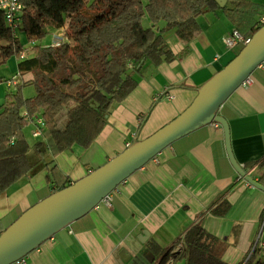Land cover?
I'll use <instances>...</instances> for the list:
<instances>
[{"label":"crops","instance_id":"0c3cea01","mask_svg":"<svg viewBox=\"0 0 264 264\" xmlns=\"http://www.w3.org/2000/svg\"><path fill=\"white\" fill-rule=\"evenodd\" d=\"M238 1L208 6L197 18L199 32L190 40L166 31L164 37L175 59L144 66L138 85L113 104L108 122L89 148L76 147L53 156L57 169L53 171L54 164L45 160L23 176L26 180L21 177L3 191V229L62 184L81 179L184 111L198 88L243 46L227 45L225 38L231 31L249 35L255 23L264 21V0H250L259 4L257 12L235 24L224 7L233 8ZM55 33L61 35L62 30ZM19 37L30 45L25 33L19 32ZM165 91L172 97L164 95ZM219 114L229 123L235 158L259 181L264 173L260 163L264 157V62L221 105ZM111 198L110 204L101 201L30 252L26 264H158L159 254L175 251L198 222L220 240L221 258L227 264H245L255 249V256L264 253L258 244L264 240V191L232 165L219 123L175 140L119 184ZM224 199L230 202L229 212L224 216L212 213Z\"/></svg>","mask_w":264,"mask_h":264},{"label":"trees","instance_id":"16d2710c","mask_svg":"<svg viewBox=\"0 0 264 264\" xmlns=\"http://www.w3.org/2000/svg\"><path fill=\"white\" fill-rule=\"evenodd\" d=\"M22 2L24 8L15 26L8 24L0 9V65L17 56V74L24 80L16 91L6 94L0 105V194L39 163L46 160L54 164V171L57 165L53 156L76 147L89 148L108 122L113 104L138 85V73L144 66L175 59L164 33L174 29L181 39L190 40L200 30L198 16L208 6L217 5L216 0ZM258 7L257 2L239 0L233 8L225 6L224 11L240 25L241 18L253 17ZM145 14L152 21L149 27L143 25ZM258 23L249 35L242 34L252 37L264 25V21ZM55 30H62L59 42H35ZM19 32L34 44L25 45ZM22 52L26 56L20 58ZM25 85H33L36 93L24 96L21 88ZM38 118L44 126L30 154L26 128L31 125L33 129ZM49 153L51 159L45 157ZM260 163L264 164V157ZM259 181L264 183V173ZM69 185L64 183L59 190ZM230 208V202L224 199L212 213L224 216ZM4 230L0 224V234ZM171 250L159 254L158 264L169 257L173 263L182 258L186 264H227L221 258L220 240L201 222L185 233L175 251ZM255 253L256 249L245 264L254 263Z\"/></svg>","mask_w":264,"mask_h":264},{"label":"water","instance_id":"95a60500","mask_svg":"<svg viewBox=\"0 0 264 264\" xmlns=\"http://www.w3.org/2000/svg\"><path fill=\"white\" fill-rule=\"evenodd\" d=\"M223 5L226 0H216ZM264 62V25L241 51L198 88L193 102L178 116L143 139H135L122 152L68 187L57 190L24 211L0 234V264H12L96 207L105 196L146 162L178 138L211 123L222 125L229 159L236 171L264 191L237 161L228 121L221 105Z\"/></svg>","mask_w":264,"mask_h":264},{"label":"rangeland","instance_id":"374dc122","mask_svg":"<svg viewBox=\"0 0 264 264\" xmlns=\"http://www.w3.org/2000/svg\"><path fill=\"white\" fill-rule=\"evenodd\" d=\"M151 24H152V21L150 20L148 15L145 14L144 19H143V25L145 27H149L151 26ZM167 32L176 33L174 29H169ZM55 36H56L55 31H51L47 33L44 37L40 39H35V42L41 45H50L55 42ZM32 42L34 41L32 40L28 43H30L31 45ZM241 47H244V45ZM241 47H239L237 51H239ZM17 73H18V57L17 56H12L11 58L7 60V62L0 65V105L4 103L6 94L9 91H16L18 89V86L19 85L21 86L23 84L24 80ZM8 82H10V85H8ZM21 91L26 97L33 96L36 93V89L33 85H25L21 88ZM26 134H27V138L29 142L31 143V147L29 149V153L31 154L35 150L34 142L38 140V138L33 136L31 125L27 126ZM35 168L36 166L34 167V169ZM22 179L26 180V177H23ZM259 261L261 262V264H264V253L257 252V255L254 257L253 264H257L259 263ZM175 264H185V262L181 259L180 261H177Z\"/></svg>","mask_w":264,"mask_h":264},{"label":"built area","instance_id":"2783aa9c","mask_svg":"<svg viewBox=\"0 0 264 264\" xmlns=\"http://www.w3.org/2000/svg\"><path fill=\"white\" fill-rule=\"evenodd\" d=\"M23 8L24 4L22 0H0V9L4 12V15L9 25L15 26L18 24ZM61 35L56 36V43L61 40ZM250 39L251 37H246L238 29H233L231 33L225 38V42L229 47H233L239 43L245 45L250 41ZM25 56V52H22L20 54V58ZM8 84L10 85V82H8ZM164 95H166L167 97H172V95H170L168 91H165ZM36 121L37 124L32 129V134L34 137L38 138L42 134L41 126H44V122L41 118H38ZM111 199V193H109L103 198L102 201H105L107 204H110ZM258 244L261 245V247L264 249V240L260 241L259 239ZM172 261L173 258L169 259L168 264H173ZM12 264H26L25 256L14 261Z\"/></svg>","mask_w":264,"mask_h":264}]
</instances>
